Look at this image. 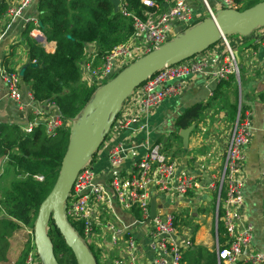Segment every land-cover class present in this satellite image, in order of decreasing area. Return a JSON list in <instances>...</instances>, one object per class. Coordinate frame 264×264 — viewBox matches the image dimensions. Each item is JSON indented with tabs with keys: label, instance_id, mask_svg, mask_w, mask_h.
Here are the masks:
<instances>
[{
	"label": "built area",
	"instance_id": "1",
	"mask_svg": "<svg viewBox=\"0 0 264 264\" xmlns=\"http://www.w3.org/2000/svg\"><path fill=\"white\" fill-rule=\"evenodd\" d=\"M33 1L21 0L18 5L2 13L0 0V19L8 17L15 20L21 17ZM202 3L206 8L205 17L195 15L188 0H169L161 12L150 13L145 19H141L128 13L125 2L120 0L119 10L125 17L132 19L133 36L106 56H102L100 64L95 65L91 61L85 63L81 67V82L100 88L130 64L175 40L197 21L215 18L223 8L237 10L235 0H220L221 8L218 11L210 6L208 0H203ZM144 4L151 6L152 2L145 0ZM239 38L248 39L253 45L264 47V27L256 29L248 37ZM229 41L227 36L220 40L226 49L212 77L219 82L235 75L240 85V58ZM135 47L140 50L139 54L133 51ZM252 56V53H246V59L249 60ZM198 57L199 55L180 64L165 67L137 88L132 95L138 96L140 106L146 112L158 108L167 99L180 94L183 80L206 72V61ZM256 71L264 73V63L258 64ZM1 77L8 99L20 102L22 76L18 72L4 70ZM29 98L31 104L25 110L30 114L26 123L21 126L25 134H32L42 123L48 136L73 128L74 122L64 120L53 104L51 112L47 114L43 109H36V104L40 103L34 102L32 92ZM41 117L44 120H41ZM127 127L120 124L117 130L123 131ZM252 135L250 113L247 112L242 117L239 110L227 142L220 176L216 182L208 184L189 175L177 174L175 163L165 152L163 143H153L146 154L136 162L132 171L125 175H115L105 184L97 182L94 163L89 165V160L79 172L65 204L67 220L69 223V220L80 223L84 236L82 239L98 252L100 264H141L139 242L135 234L137 229L145 230L148 246L154 252L151 264H182L184 252L193 246V232L187 230L184 237L180 238L176 225L178 216L174 212L159 211L158 200L164 196L183 198L190 192L213 194L216 218L223 224L226 235L225 244L222 247L218 245L216 249L219 263L264 264V253L254 249L253 228L243 213L244 149L250 144ZM107 159L113 168H119L124 163L123 147H114ZM35 178L41 182L44 179L42 176ZM153 201L156 202L157 212L156 217L152 219ZM117 208L132 214L134 223H124L117 213ZM28 234L32 245L35 246L34 229H29ZM24 264H39L37 250L29 252Z\"/></svg>",
	"mask_w": 264,
	"mask_h": 264
},
{
	"label": "crops",
	"instance_id": "2",
	"mask_svg": "<svg viewBox=\"0 0 264 264\" xmlns=\"http://www.w3.org/2000/svg\"><path fill=\"white\" fill-rule=\"evenodd\" d=\"M6 1L8 10L18 5L21 0ZM39 1L34 0L23 11L22 16L15 20L8 17L0 19V122L2 123L17 124L20 127L26 123L30 112L27 114L25 108L31 104L29 94L32 92L30 85L22 80L21 101L17 103L8 99L6 86L1 77L2 71L18 72L21 75V71L29 63L27 37L39 42L49 53H53L56 48L55 42L47 41L40 27ZM188 3L195 15L205 17L206 8L198 5L199 0H188ZM209 4L216 11L221 8L220 0H209ZM177 30L179 31L180 28ZM229 42L238 54V48L245 46L244 60L240 56L239 58L245 71L246 81L240 84V89L245 94V86H251L247 94V103L250 107L247 112L251 115L253 135L250 144L244 149L243 213L253 228L254 249L264 253V104L256 96L264 91V73L256 71L257 65L264 63V47L255 46L250 40L239 37L230 38ZM225 49L224 44L220 42L200 54L198 58L204 59L208 65L206 72L183 80L180 94L175 98L167 99L158 108L146 112L140 106L137 95H132L126 100L116 125L96 153L93 168L97 173L98 183L105 184L115 175H125L132 171L136 162L146 154L153 143H158L159 140L164 144L170 142L174 133L179 131L175 120L180 114L193 105L211 102L219 83L212 77V73L219 67ZM133 51L140 53L137 47ZM246 53H252V58L246 59ZM102 59L101 46L97 43L88 44L81 67L90 61L95 65L100 64ZM52 107L48 102L36 104V109H43L47 114L51 112ZM44 118L41 117V120ZM233 122L229 119L227 110L216 113L214 105L207 111L197 128L190 134L188 146L184 145L181 138L180 148L176 146L180 152L168 154L175 163L177 174L195 177L204 184L216 182L221 173ZM120 124L127 125V129L118 131L117 127ZM117 146L124 149V163L119 168H113L107 157ZM157 206L159 211L174 212L178 216L180 238L184 237L187 230L193 232V246L185 251V260L182 264H214L210 255L216 251L218 245L221 246L218 240L219 220L216 218L215 196L202 195L198 192H190L183 198L164 196L158 200ZM117 213L124 223H134L132 214L119 208ZM28 230L26 227L21 228L11 237L6 238V243L3 245L6 254L0 255V264H20L31 241L27 234ZM135 234L139 242L141 264H151L154 252L148 246L145 230L137 229ZM224 238L226 241V235ZM217 264H220L218 258Z\"/></svg>",
	"mask_w": 264,
	"mask_h": 264
},
{
	"label": "trees",
	"instance_id": "3",
	"mask_svg": "<svg viewBox=\"0 0 264 264\" xmlns=\"http://www.w3.org/2000/svg\"><path fill=\"white\" fill-rule=\"evenodd\" d=\"M123 1L128 13L145 19L148 14L165 9L169 0H147L152 2L151 6L145 5V0ZM261 2L264 0H235L239 11ZM7 8V1L1 0V12L4 13ZM38 13L47 41L55 42L56 48L53 53H49L39 42L27 37L29 63L22 80L30 85L34 102L51 103L64 120L75 122L99 89L81 82V63L86 55V47L97 43L101 46V57L106 56L133 36L132 19L125 17L120 10L116 12L110 0H40ZM227 37L230 39L231 36ZM32 64L37 66L33 67ZM240 83H243L242 72ZM244 96L247 97L240 89L235 75H230L227 80H220L210 103L193 105L176 118L179 131L174 135L179 136L182 129H196L204 114L214 105L216 113L227 110L231 121L236 120L239 110L244 117L250 110ZM256 96L264 104V91ZM71 132L72 128L48 136L42 123L32 134H25L17 124L0 122V163L4 164L7 171L3 176L4 180L10 178L8 187L0 185V226H3L0 227L1 256L6 254L3 245L7 237L24 227L34 229L40 206L50 194L59 175ZM158 143L163 141L159 140ZM163 146L166 149V143ZM95 161L96 153L91 157L89 165ZM35 176H42L44 179L41 182ZM69 221L75 232L84 238L80 223ZM176 225H179V218ZM47 234L53 243L59 264H78L75 254L66 244L52 218ZM224 235L223 224L219 221L218 240L221 247L224 245ZM88 248L96 263L100 264L98 252H94L89 245ZM31 250L29 245L20 264L24 263ZM210 258L217 264L216 251ZM184 260L185 252L182 262ZM39 264H43L40 256Z\"/></svg>",
	"mask_w": 264,
	"mask_h": 264
},
{
	"label": "water",
	"instance_id": "4",
	"mask_svg": "<svg viewBox=\"0 0 264 264\" xmlns=\"http://www.w3.org/2000/svg\"><path fill=\"white\" fill-rule=\"evenodd\" d=\"M119 11L120 0H110ZM40 27L42 24L40 22ZM264 27V2L244 11L221 9L215 18H205L187 28L175 40L161 46L121 71L114 79L101 86L92 101L74 122L70 143L57 180L42 202L34 226V244L43 264H59L47 227L54 220L66 244L75 254L78 264H97L84 242L65 214V204L79 172L97 153L109 136L124 103L134 91L167 66L180 64L209 50L226 36H250ZM36 67V64H32ZM25 69L21 71L23 76ZM193 127L182 129L179 136L188 146ZM156 202L151 203V218L156 217Z\"/></svg>",
	"mask_w": 264,
	"mask_h": 264
},
{
	"label": "rangeland",
	"instance_id": "5",
	"mask_svg": "<svg viewBox=\"0 0 264 264\" xmlns=\"http://www.w3.org/2000/svg\"><path fill=\"white\" fill-rule=\"evenodd\" d=\"M202 1L203 0H199V3H198V5L200 6V7H203V3H202ZM208 2H209V0H208ZM233 37H238V35H233V36H231L230 38H233ZM244 49H245V46H240L239 48H238V52H239V56H240V58L242 59V60H244V55H243V52H244ZM240 67H241V71H242V75H243V83L246 81L245 79H244V68H243V66L242 65H240ZM249 89H251V86H245V88H244V92H245V94L244 95H247V94H249L248 93V90ZM240 97H241V95H240ZM239 97V98H240ZM244 99H245V101H247V97L246 96H244ZM75 123H77L76 121H75ZM181 142H182V140H181V137L180 136H178L177 134H175V135H173L172 136V138H171V140H170V142L169 143H167L166 144V153L167 154H171L172 152H180V150L178 149V148H180V146H181ZM176 146L178 147V148H176ZM7 174V171H6V169H5V167H4V165H3V163H0V185L1 186H3V187H8L9 186V184H10V178H8L6 181L4 180V178L2 177V176H5ZM28 234V233H27ZM28 236H30L29 234H28ZM29 239H30V237H29ZM29 245H31L32 247H31V252H36V249H35V246H33L32 245V243H31V241H30V244ZM90 246V245H89ZM92 248V250H94V252L96 251L94 248H93V246H91ZM38 252V251H37ZM25 262V261H24ZM24 264V263H23Z\"/></svg>",
	"mask_w": 264,
	"mask_h": 264
}]
</instances>
